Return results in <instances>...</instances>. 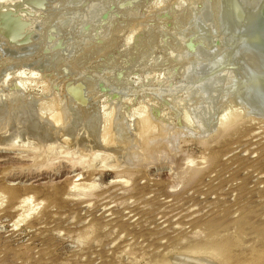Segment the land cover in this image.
<instances>
[{
  "label": "rangeland",
  "instance_id": "rangeland-1",
  "mask_svg": "<svg viewBox=\"0 0 264 264\" xmlns=\"http://www.w3.org/2000/svg\"><path fill=\"white\" fill-rule=\"evenodd\" d=\"M220 5L0 0V142L18 141L0 150V264H189L175 260L220 242L215 264H264V120L239 115ZM218 76L237 100L205 130L190 100Z\"/></svg>",
  "mask_w": 264,
  "mask_h": 264
},
{
  "label": "bare ground",
  "instance_id": "bare-ground-1",
  "mask_svg": "<svg viewBox=\"0 0 264 264\" xmlns=\"http://www.w3.org/2000/svg\"><path fill=\"white\" fill-rule=\"evenodd\" d=\"M219 1V0H218ZM259 1L260 0H221V7H219L220 8V11H219V13H220V22H221V24H222V27H223V30L227 33V38H228V36L230 37V38H228V41L230 40V39H232V41H234V43H235V47H233L234 48V50H233V48H231L232 47V45H234V44H232L230 41V43L232 44L231 45V51H232V53H231V55H230V52L228 53L229 54V56L230 57H233V59L235 60V71L237 70L238 72H239V74H237L236 76L234 75L233 76V74H232V76H233V78L235 77V81H234V83H235V89H236V91L239 93V101H240V106L239 107H237V108H240V110H239V115L241 114V112H243V114L242 115H244L246 112H248L249 114H251V115H253V116H251V117H256V119L258 118V119H261V120H264V106L262 105V103H261V100L253 93V90H252V85H251V82H250V75H249V71H250V68H249V66L252 68V69H254V70H256V71H258V70H261V66H260V62H259V60H258V58H257V56L254 54V52L246 45V43L244 42V38H245V29H246V25L247 24H249V16H250V14L255 10V8H256V6H257V4L259 3ZM220 3V2H219ZM217 7V6H216ZM99 12V11H98ZM95 13V12H94ZM94 15V14H93ZM219 15V14H218ZM217 17V18H218ZM218 20V21H219ZM4 24V23H3ZM1 25V24H0ZM3 26V25H2ZM222 29V28H221ZM224 36H225V34H224ZM230 50V49H229ZM229 70V69H228ZM229 72V71H228ZM227 72V73H228ZM230 74V75H231ZM227 74H225V76H226ZM224 76V74L222 75V77ZM221 77V76H220ZM219 78V76L217 77V78H215L214 80H212V81H210L209 83H207L206 85H204L203 87H201L198 91L196 90V92L195 93H193V96L191 97V102H190V104H192L193 105V107H194V110L196 111V114H197V119L199 118V120L201 121V124H202V129H205V130H210V129H213L212 128V126H214V124L212 125L211 124V122H213V119H215V123L216 124H218V126L220 125V127L221 126H223L224 127V125L226 126V124L228 125V123H227V121L225 122L226 124H224V121H222L221 120V115H219V114H217V112L218 111H214V107H215V103L217 102L218 103V101L219 100H221V101H219V102H221V103H225V102H227V100H229V98L233 95H231L230 97L228 96H226L225 94H227V92H229V91H226L225 93H223V95H220L219 96V94H218V92H219V88H220V86H225V84H227L226 82L229 80V78L226 80L225 79V77L224 78ZM233 79H231V80H229V81H232ZM34 82V81H33ZM18 83V82H17ZM230 83V82H229ZM234 83H231V85L232 84H234ZM19 85V84H18ZM231 85H230V87H231ZM224 86H223V88H224ZM229 86V85H228ZM15 87H17L16 85H15ZM225 87H227V85L225 86ZM233 87H231L229 90H231ZM222 88V87H221ZM222 88V89H223ZM229 87H227V89H228ZM11 89V88H10ZM22 89V88H21ZM13 90H14V86H13ZM15 90H16V88H15ZM8 91V90H7ZM18 91V90H17ZM14 92H16V91H14ZM231 92V91H230ZM232 92H234V91H232ZM237 92H235L234 94L236 95L237 94ZM21 93V92H20ZM221 93V92H220ZM12 95V94H11ZM16 95H18V93L16 92L15 94H13L12 96H15L14 98H12V99H14V101L16 102V99H18V96H16ZM229 95H230V93H229ZM199 96H201V97H203V98H205V99H203L204 100V102H199V101H201V100H199L198 101V99H199ZM6 97V96H5ZM11 97V96H10ZM216 97V98H215ZM234 99L236 98L235 96H232ZM231 97V98H232ZM207 99V100H206ZM21 100V99H20ZM231 100V99H230ZM235 100H237V98L235 99ZM3 101V100H2ZM13 101V100H12ZM7 102V101H6ZM14 102V103H15ZM215 102V103H214ZM19 103V102H18ZM26 103V102H25ZM29 103V102H28ZM220 103V104H221ZM219 104V105H220ZM238 104V103H237ZM15 105V104H14ZM22 105V104H21ZM59 105V110L54 114V117H53V122H52V124L51 125H56V123H57V125L56 126H58V123L60 124V121H61V116L63 115V116H65L66 115V112H65V110H67L68 111V108L66 107V106H64V107H66L67 109H65L64 107H60L62 104H58ZM191 105V106H192ZM9 106H11V105H9ZM16 106V105H15ZM17 106H18V109H17ZM17 106L16 107H14V108H16L17 110H19V105L17 104ZM25 106H26V104H25ZM28 106V105H27ZM12 107V106H11ZM22 107V106H21ZM5 108V107H4ZM9 108V107H8ZM24 108V106L22 107V109ZM57 108V109H58ZM70 108V107H69ZM7 109V108H6ZM13 107L10 109L9 108V111H11V112H9V113H11V115H12V111H13V113L14 114H25L28 110L26 109V107H25V110L23 109V110H20V111H16L15 109H13ZM56 109V110H57ZM188 109V108H187ZM193 109V108H192ZM191 109V110H192ZM8 110V109H7ZM15 110V111H14ZM55 110V111H56ZM70 110H72V109H70ZM75 110V109H74ZM190 110V109H189ZM6 111V110H5ZM53 111V110H52ZM118 111V110H117ZM16 112V113H15ZM69 112H71V111H69ZM191 112V111H190ZM193 112V111H192ZM8 113V112H7ZM50 113V112H49ZM53 113V112H52ZM65 114V115H64ZM69 114V113H68ZM75 114V113H74ZM196 114L194 115V116H196ZM9 115V114H8ZM109 115V114H108ZM115 115H116V112H115ZM218 115V116H217ZM232 115V114H231ZM234 115V114H233ZM247 115V113L244 115V116H246ZM5 116H6V114H5ZM51 116V115H50ZM66 116H69V115H66ZM72 116V115H71ZM80 116V115H79ZM250 116V115H249ZM248 115H247V117H249ZM82 117V116H81ZM216 117H217V120H216ZM219 117V118H218ZM234 117V116H233ZM236 117V116H235ZM237 117H239V116H237ZM236 117V118H237ZM242 117V116H241ZM47 118V117H46ZM65 118H67V117H65ZM77 118V117H76ZM79 118V117H78ZM96 118H99V117H96ZM112 118V117H111ZM113 118H115V117H113ZM196 118V117H195ZM194 118V119H195ZM240 118V117H239ZM37 118H34L33 117V120L35 121ZM70 119V118H69ZM72 119V118H71ZM81 120H82V118H80ZM84 119H85V117H84ZM87 119H90L91 120V118H87ZM87 119L86 120H83V121H85V122H89V123H91L92 121L95 123H93L92 122V124L93 125H95V126H97V125H99V124H97L96 125V123H98V119H97V121L95 122L94 121V118L91 120V122L90 121H87ZM110 119V118H109ZM223 119V118H222ZM227 119V118H226ZM50 120V119H49ZM49 120H47V121H49ZM66 120H68V119H66ZM77 120H79V119H77ZM81 120H79V122L81 121ZM99 120H102L101 118L99 119ZM104 121H102L101 122V124L99 125L100 126V129H99V126L98 127H95L96 129L98 128L100 131H101V134H100V132H99V134H100V141H101V138H103V140H104V138L106 139V137H104V136H106V135H104V133H106L105 132V130H103V128H105V126L104 125H106V121H105V117H104V119H103ZM115 120H117L116 118H115ZM145 120H147V119H145ZM196 120V119H195ZM220 120H221V122H220ZM232 120V119H231ZM260 120V121H261ZM51 121H52V118H51ZM70 122L72 121V122H74L75 121V118H74V121L73 120H69ZM68 121V122H69ZM82 121V123H83V125H82V123L80 122V124H79V122L77 123V125H80V126H82V127H80V128H85V122H83ZM110 121V120H109ZM148 121V120H147ZM150 121V120H149ZM197 121V120H196ZM228 121H230V119L228 120ZM237 121V120H236ZM37 122V121H36ZM35 122V123H36ZM105 122V123H104ZM116 122V121H115ZM143 120H142V122H140V124H137L138 126L139 125H141V128H142V126H143ZM159 122V121H158ZM199 122V121H198ZM1 123H3V122H1ZM43 123V122H42ZM51 123V122H50ZM67 123V122H66ZM88 123V124H89ZM104 123V125L103 126H101L102 124ZM145 123H146V121H145ZM144 123V124H145ZM161 123V122H160ZM37 124V123H36ZM71 124V123H70ZM69 124V125H70ZM88 124L86 123V126H88ZM119 124H121V123H119ZM150 124V122H148V125ZM224 124V125H223ZM44 125H45V123H44ZM47 125V124H46ZM64 125H65V123H64ZM75 125V124H74ZM93 125L91 126H89V127H93ZM109 125V124H108ZM160 125V124H159ZM37 126H39V125H37ZM48 126V125H47ZM50 126V125H49ZM61 126V125H60ZM67 126H68V124H67ZM116 126H118V124L116 125ZM121 126V125H120ZM120 126H118V128L120 127ZM145 126V125H144ZM150 126V125H149ZM41 127V126H40ZM62 127V126H61ZM65 127V126H64ZM77 128H78V126H76ZM103 127V128H102ZM108 127V126H107ZM106 127V128H107ZM140 127V126H139ZM172 127V126H171ZM175 127V126H174ZM5 128V127H4ZM35 128H36V125H35ZM54 128V127H53ZM95 128H93V129H95ZM145 128V129H144ZM201 128V127H200ZM216 128V127H215ZM214 128V129H215ZM40 129V128H39ZM42 129V128H41ZM49 129V128H48ZM50 129H52V128H50ZM49 129V130H50ZM55 129V128H54ZM62 129V128H61ZM64 129V128H63ZM65 129H67V128H65ZM64 129V130H65ZM73 129V128H72ZM146 129L147 130H149V128H148V126L146 125V127H143L142 128V130L145 132L146 131ZM9 130V129H8ZM33 130H35L34 132L36 133V129H34L33 128ZM63 130V131H64ZM76 129H74V131H75ZM77 130H79V129H77ZM76 130V131H77ZM103 130V131H102ZM107 130V129H106ZM120 130V129H119ZM138 131H141V130H139V129H137ZM154 130V129H153ZM187 130V129H186ZM1 131H2V129H1ZM4 129H3V132H1L2 134L4 133ZM53 131V130H52ZM59 131V130H58ZM62 131V132H63ZM122 131V130H121ZM143 131H141V133L143 132ZM6 132V131H5ZM44 132V131H43ZM48 132V131H47ZM57 132V131H56ZM60 132V131H59ZM59 132H57L59 135L61 134V132L59 133ZM66 132V131H65ZM96 131H94L93 132V134L95 133ZM97 132H98V130H97ZM147 132V131H146ZM151 132V131H150ZM52 133H55V132H52ZM72 133H73V131H72ZM75 133V132H74ZM108 133V132H107ZM106 133V134H107ZM153 133V132H152ZM199 133V132H198ZM48 134H50V133H47V135H46V133H45V135L43 134V137L44 136H48ZM58 134H56L55 135V137H57V138H59V136H57ZM71 134V133H70ZM96 134V133H95ZM99 134H97L98 136H99ZM104 136H103V135ZM116 134V133H115ZM140 134V133H139ZM142 134H144V133H142ZM209 134V133H208ZM1 135V134H0ZM73 135V134H72ZM75 135V134H74ZM102 135V136H101ZM168 135V134H167ZM15 136V135H14ZM12 137V138H10V141L9 142H7V141H4L3 143H5V144H3V143H1L0 142V145H2L1 147H0V150H6V151H8V150H11V149H13V147H14V145H15V143H17L18 141H15V140H17L15 137ZM52 136H54V135H51V137ZM94 136H96V135H94ZM91 137L94 141H95V138L96 139H98L97 138V136L96 137ZM133 136V135H132ZM131 136V137H132ZM143 136V135H142ZM144 136H145V134H144ZM42 137V138H43ZM108 137V136H107ZM121 137H123L122 135H121ZM5 138V137H4ZM7 138V137H6ZM41 138V137H40ZM45 138V137H44ZM56 138V139H57ZM169 138V137H168ZM1 139V138H0ZM33 139V138H32ZM65 139V138H64ZM122 139H126V136H124V138H122ZM5 140V139H4ZM9 140V139H8ZM52 140V139H51ZM50 140V141H51ZM99 140V139H98ZM2 141V140H1ZM45 141V140H44ZM43 141V139L41 140V142H42V145H43V151H45L46 152V154L48 153V155L47 156H49L50 155V157H51V153H52V150L54 149V148H56V147H54V144L55 143H57L54 139L51 141L52 143H50V141H49V143L47 142H44ZM54 141V142H53ZM104 141H106V140H104ZM127 141H129V139H127ZM126 141V142H127ZM136 141V140H135ZM43 142H44V144H43ZM102 142V141H101ZM107 142V141H106ZM105 142V143H106ZM122 142V141H121ZM131 141H129V142H127L126 144H129ZM159 142H160V140H159ZM93 143V142H92ZM94 143H96V141L94 142ZM93 143V144H94ZM102 143H104V142H102ZM133 143V142H132ZM157 143V142H156ZM18 144V143H17ZM101 144V143H100ZM123 144V143H122ZM23 145H24V147H26L25 145H27V144H22L21 145V143H20V145L19 146H17V147H20V146H22V148L24 149V147H23ZM29 145V144H28ZM41 145V144H40ZM41 145V146H42ZM56 145V144H55ZM77 145V144H76ZM84 145V144H83ZM88 145V144H87ZM87 145H84L82 148H83V150H86V151H88L89 149H90V147H89V145L87 146ZM95 146L97 145V144H94ZM98 145H99V143H98ZM140 145V144H139ZM56 146H58V145H56ZM74 146V145H73ZM119 146V145H118ZM121 146V145H120ZM134 146V145H133ZM12 147V148H11ZM16 147V148H17ZM29 147V146H28ZM89 147V148H88ZM9 148H11V149H9ZM21 148V149H22ZM27 148V147H26ZM76 148V147H75ZM20 149V148H19ZM18 149V150H19ZM56 149H58V148H56ZM55 149V150H56ZM88 149V150H87ZM136 149V148H135ZM14 150V149H13ZM35 150V149H34ZM41 150V148L39 149V151ZM55 150H54V152H55ZM70 150H72V149H70ZM79 150V149H78ZM92 150H93V148H92ZM24 151V150H23ZM43 151L41 152L42 153V155H44V153H43ZM90 151V150H89ZM88 151V152H89ZM93 151H95V150H93ZM49 152H50V154H49ZM71 152V151H70ZM73 152H74V150H73ZM40 153V152H39ZM38 153V154H39ZM56 153V152H55ZM54 153V154H55ZM64 153V152H63ZM76 153V152H75ZM29 154V153H28ZM45 154V155H46ZM72 154V153H71ZM95 154V153H94ZM106 154V153H105ZM7 155V154H6ZM41 155V154H40ZM39 155V156H40ZM44 155V157L45 158H48L47 156H45ZM93 155V154H92ZM137 155H138V152H137ZM3 156V155H2ZM24 156V155H23ZM22 156V157H23ZM26 156H28V155H26ZM31 156V155H30ZM34 156V155H33ZM38 156V158H40ZM69 156V155H68ZM72 156H74V154H72ZM17 157V156H16ZM18 157H19V155H18ZM29 157V156H28ZM37 157V156H36ZM49 157V158H50ZM19 158H21V156L19 157ZM24 158H25V156H24ZM32 158V157H31ZM35 158V156L32 158V160ZM38 158H35L34 159V163L36 162L35 160L37 159L38 160ZM42 156H41V161H40V159L38 160V161H40V162H42ZM44 158V159H45ZM79 158V157H78ZM149 158V157H148ZM0 160H2V159H0ZM21 161H22V159H20ZM24 160V159H23ZM30 160V159H29ZM46 160V159H45ZM71 160V159H70ZM77 160V159H76ZM44 161V160H43ZM67 161V160H66ZM72 161V160H71ZM78 161V160H77ZM33 162V161H32ZM147 162V161H146ZM33 163V166L35 165ZM73 163V162H72ZM135 163V162H134ZM68 164H70V163H68ZM67 164V165H68ZM77 164H79V163H77ZM107 164V163H106ZM139 164V163H138ZM21 165V164H20ZM70 165H72V164H70ZM117 166H118V164H116ZM31 166V165H30ZM107 166V165H106ZM111 166V165H110ZM115 166V165H114ZM121 166V165H120ZM138 166V165H137ZM78 167V166H77ZM38 168V167H37ZM111 168H112V166H111ZM145 168V167H144ZM16 169V168H15ZM22 169V168H21ZM73 168H71V166H70V170H71V172L72 171H74V170H72ZM13 170V169H12ZM26 170V169H25ZM65 170V169H64ZM81 171V170H80ZM20 172V171H19ZM24 172V171H23ZM31 172V171H30ZM29 172V173H30ZM5 173V172H4ZM4 173H2V174H4ZM7 174V173H6ZM20 174V173H19ZM22 175V174H21ZM73 176V175H72ZM76 176H77V174H76ZM75 176V177H76ZM71 177V176H70ZM73 181V180H72ZM77 184V183H76ZM75 183H74V185L72 184V187L73 188H71L72 190L75 188H77L81 183H79V185H76ZM69 185H70V183H69ZM92 185V184H91ZM7 187V186H6ZM68 187V186H67ZM13 188V187H12ZM70 188V187H69ZM15 189V188H14ZM17 190V189H16ZM75 191V190H74ZM17 192V191H16ZM1 193V192H0ZM16 194H18V193H16ZM1 195H4V194H1ZM19 196H21V195H19ZM2 197V196H1ZM16 197V196H15ZM19 198V197H18ZM30 198V196H28V199ZM1 199V198H0ZM17 199V198H16ZM21 199V198H20ZM23 199V198H22ZM13 200V199H12ZM14 200H15V198H14ZM26 200V198H24L23 200H21L20 202H23V201H25ZM26 202V201H25ZM21 204V203H20ZM23 204V203H22ZM3 206V205H2ZM19 206V205H18ZM17 208H19V207H17ZM17 208H14L15 210L17 209ZM13 209V208H12ZM11 209V210H12ZM20 217V216H19ZM20 218H22V217H20ZM24 219V218H23ZM20 221V220H19ZM87 237V236H86ZM222 242H220V243H218V250H221V248H219V244H221ZM216 243H214L213 245L211 244V246H208V250L209 251H203L202 253H201V251H200V253H199V249L197 250V249H191V250H189V253H188V255L185 257V256H183V257H180V258H176V262L177 261H183V260H185V259H189V261H190V263H192V260H195V262L197 261L198 263H200V264H215V260H217V251H216V253L214 252V250H216L217 248H216V246H214ZM224 245V244H223ZM225 246V245H224ZM214 248H216V249H214ZM222 249H223V246H222ZM188 252V251H187ZM199 253V254H198ZM217 255H215V254ZM221 253V252H220ZM224 253V252H223ZM180 254V253H179ZM178 254V255H179ZM180 255H182V254H180ZM198 256H201V257H199L198 258ZM222 256V255H221ZM171 258V257H170ZM190 258H194V259H190ZM171 260V259H170ZM188 261V260H187ZM171 262H173V261H171ZM185 262H186V260H185ZM179 264L181 263V262H178ZM189 263V262H188ZM189 263V264H190ZM197 263V264H198ZM184 264V263H183ZM194 264H196V263H194ZM219 264H220V262H219Z\"/></svg>",
  "mask_w": 264,
  "mask_h": 264
},
{
  "label": "water",
  "instance_id": "water-1",
  "mask_svg": "<svg viewBox=\"0 0 264 264\" xmlns=\"http://www.w3.org/2000/svg\"><path fill=\"white\" fill-rule=\"evenodd\" d=\"M244 42L260 62L261 70L256 71L249 66V75L253 93L264 106V0L259 1L255 10L249 16Z\"/></svg>",
  "mask_w": 264,
  "mask_h": 264
}]
</instances>
